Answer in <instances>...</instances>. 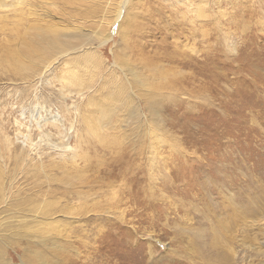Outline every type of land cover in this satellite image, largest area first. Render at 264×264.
Instances as JSON below:
<instances>
[{
	"label": "rangeland",
	"instance_id": "obj_1",
	"mask_svg": "<svg viewBox=\"0 0 264 264\" xmlns=\"http://www.w3.org/2000/svg\"><path fill=\"white\" fill-rule=\"evenodd\" d=\"M68 1L54 20L76 21L97 52L78 74L122 78L134 104L94 133L80 99L49 83L63 60L31 63L19 25L0 23V188L13 184L0 264H264V221L243 225L264 215V0H209L203 20L196 0ZM157 88L159 106L145 92Z\"/></svg>",
	"mask_w": 264,
	"mask_h": 264
},
{
	"label": "bare ground",
	"instance_id": "obj_2",
	"mask_svg": "<svg viewBox=\"0 0 264 264\" xmlns=\"http://www.w3.org/2000/svg\"><path fill=\"white\" fill-rule=\"evenodd\" d=\"M10 1V4L0 3V23L19 25L21 29L20 32H23L22 40L25 45L23 57L25 59H28L31 63L35 64L36 58L43 60L47 59L44 65L46 68H48V66H50L53 61L63 60L64 68L61 76L58 77L57 80L52 77L49 80V83H55L56 81L61 83L59 92L64 99L71 96H76L78 97V99H80L79 104L74 107L76 112H78L77 119L80 118L94 133H98L103 121L110 122L109 118H113V116L111 115H114L117 112L122 113L124 111L121 108L133 106V98L130 95L124 96V85L122 83V78L112 83H118L119 85L114 90H110L108 96L104 97L103 99L100 98V101H96L95 97L98 95L97 93H100L112 84H107V81L102 78L98 79L101 81H97V83H101V85H98L93 78L84 79V75L78 74L81 68H83L85 72L87 69H90L91 67L89 65H92L95 68L98 67L97 65L92 64L97 57V52L95 48L92 47L91 42L86 40L87 36L83 34L81 30L82 27L79 26L76 21H74L75 24L70 25V21L68 22L66 18H62L63 16H61L60 22L54 20L56 18L54 14L58 10V3H61L64 6L68 7L71 2H69L68 0ZM196 1H198L199 3L192 5L190 10L194 13L195 19L203 20L207 18L205 8L209 5V0ZM3 2H6V0H3ZM123 3L124 2H120L119 9L117 8L116 12L113 14L115 17L114 22L119 18L120 14H122L121 8ZM6 26L7 25H5V27ZM97 35H99V33H97ZM108 35H110L108 38H105L106 35H101V45H105L108 41H110L111 31ZM74 41H80V43L75 44ZM192 51L196 53L195 49H192ZM181 58L184 59L185 57L181 55ZM189 59L186 60L185 66L194 67L196 65V61L198 60L197 57L191 55ZM82 61H84V63ZM182 67L184 66L182 65ZM128 71L140 86L142 84V87L144 89L147 88L148 84H146L145 81L142 82L136 72H133L131 70ZM193 71L195 72V69H193ZM111 75L121 77L120 75L114 73V71ZM191 75L196 76V73H193ZM160 90V88H157L156 93H153L148 89L145 90L147 94H149L150 96H154L153 99H156V101L153 100V102H151V105H161L160 101L158 100V97L160 96ZM125 99H127L128 101H126ZM93 106H96V110L100 112L101 115L99 117H95L92 114L81 111L83 107L89 108ZM174 106L176 105H173V107ZM91 112H93V110ZM131 116L132 118L137 119V114L135 112H133ZM93 117L94 119H98V121H92ZM63 122V119H61L58 114L51 119V124L60 130L65 142L69 140L71 134L66 131V129H64ZM72 129L73 124L71 125L70 130ZM78 158H80V154L76 152H72L65 156L66 162L70 163L71 165H77ZM11 190H13L12 183L9 189L5 188L4 185L1 186L0 206L10 201V199L12 198ZM262 216L264 217V215ZM261 217L260 219L252 222L244 221L243 225L246 227L249 226L250 228L258 227L260 222L264 221V219H262L263 217ZM34 218L36 220L38 219L37 216H35ZM218 259H224V256L219 254Z\"/></svg>",
	"mask_w": 264,
	"mask_h": 264
}]
</instances>
